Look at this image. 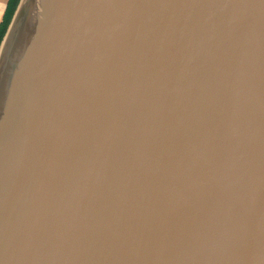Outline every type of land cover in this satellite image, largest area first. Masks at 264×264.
Listing matches in <instances>:
<instances>
[{
  "label": "water",
  "instance_id": "95a60500",
  "mask_svg": "<svg viewBox=\"0 0 264 264\" xmlns=\"http://www.w3.org/2000/svg\"><path fill=\"white\" fill-rule=\"evenodd\" d=\"M0 264H264V0H21Z\"/></svg>",
  "mask_w": 264,
  "mask_h": 264
},
{
  "label": "trees",
  "instance_id": "16d2710c",
  "mask_svg": "<svg viewBox=\"0 0 264 264\" xmlns=\"http://www.w3.org/2000/svg\"><path fill=\"white\" fill-rule=\"evenodd\" d=\"M18 3H19V0H8V5L6 8L5 14H4V18H3L2 23L0 24V41L12 21V18L17 9Z\"/></svg>",
  "mask_w": 264,
  "mask_h": 264
},
{
  "label": "crops",
  "instance_id": "0c3cea01",
  "mask_svg": "<svg viewBox=\"0 0 264 264\" xmlns=\"http://www.w3.org/2000/svg\"><path fill=\"white\" fill-rule=\"evenodd\" d=\"M7 5H8V0H0V24L3 21Z\"/></svg>",
  "mask_w": 264,
  "mask_h": 264
},
{
  "label": "rangeland",
  "instance_id": "374dc122",
  "mask_svg": "<svg viewBox=\"0 0 264 264\" xmlns=\"http://www.w3.org/2000/svg\"><path fill=\"white\" fill-rule=\"evenodd\" d=\"M20 1L21 0H19V3H20ZM19 3H18V5H19ZM18 7V6H17ZM8 30V29H7ZM7 32V31H6ZM6 32H5V34L2 36V38H1V41H0V47H1V44H2V41H3V39H4V37H5V35H6Z\"/></svg>",
  "mask_w": 264,
  "mask_h": 264
}]
</instances>
